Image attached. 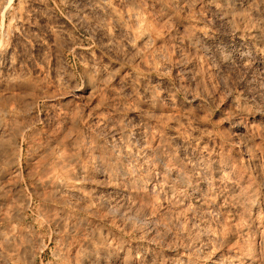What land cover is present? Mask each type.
<instances>
[{
    "label": "rangeland",
    "instance_id": "rangeland-1",
    "mask_svg": "<svg viewBox=\"0 0 264 264\" xmlns=\"http://www.w3.org/2000/svg\"><path fill=\"white\" fill-rule=\"evenodd\" d=\"M103 1L0 0V264H264V0Z\"/></svg>",
    "mask_w": 264,
    "mask_h": 264
},
{
    "label": "bare ground",
    "instance_id": "bare-ground-1",
    "mask_svg": "<svg viewBox=\"0 0 264 264\" xmlns=\"http://www.w3.org/2000/svg\"><path fill=\"white\" fill-rule=\"evenodd\" d=\"M101 1L104 2L103 0H101ZM105 1H106V0H105ZM232 6H233V5H232ZM103 9H104V8H103ZM111 9H112V8H111ZM235 11H236V10H235ZM131 12H132V11H131ZM123 14H124V13H123ZM124 15H125V14H124ZM132 17H133V16H132ZM122 19H123V18H122ZM124 19H125V18H124ZM137 21H138V20H137ZM138 22H139V21H138ZM143 33H144V31H143ZM146 33H147V32H146ZM143 35H144V34H143ZM132 36H133V35H132ZM133 38H134V37H133ZM139 38H140V37H139ZM141 39H142V38H141ZM132 40H133V39H132ZM141 42H142V41H141ZM137 44H138V43H137ZM120 132H121V131H120ZM126 140H127V139H126ZM127 142H128V141H127ZM127 142H126V143H127ZM127 146H128V145H127ZM107 151H108V149H107ZM157 151H158V150H157ZM117 152H118V151H117ZM163 152H164V151H163ZM118 156H119V155H118ZM160 156H161V155H160ZM162 159H163V158H162ZM162 159H161V161L164 160V159H163V160H162ZM127 160H128V159H127ZM159 160H160V158H159ZM117 163H118V162H117ZM162 169H163V168H162ZM122 173L125 174V171L123 172V170H122ZM50 176H51V175H50ZM51 182H53V180H52ZM51 182H50V183H51ZM54 182H55V181H54ZM61 183H62V181H61ZM61 183H60V185H61ZM55 184H57V183H55ZM68 185H69V184H68ZM68 185H67V186H68ZM51 186H52V185H51ZM58 186H59V184L57 185V187H58ZM55 187H56V186H55ZM63 187H64V186H63ZM61 188H62V186L60 187V189H61ZM65 188H66V187H65ZM55 189H56V188H55ZM60 189H59V190H60ZM62 189L64 190V188H62ZM52 190H53V189H52ZM57 190H58V188H57ZM55 191H56V190H55ZM69 191H70V190H69ZM60 192H62V191L60 190ZM65 192H66V191H65ZM60 196H61V195H60ZM60 196H59V197H60ZM59 199H60V198H59ZM8 219H9V218H8ZM70 228H71V227H70ZM9 232H10V231H9ZM7 233H8V232H7ZM12 239H13V237H12ZM14 240H15V239H14ZM12 243H13V241H12ZM15 243H16V242H15ZM14 246H15V245H14ZM13 248H14V247H13ZM107 250H108V249H107ZM16 253H17V252H16ZM13 255H14V254H13Z\"/></svg>",
    "mask_w": 264,
    "mask_h": 264
}]
</instances>
